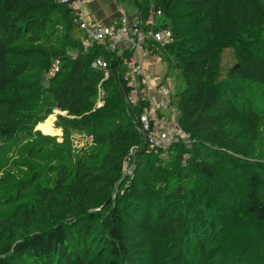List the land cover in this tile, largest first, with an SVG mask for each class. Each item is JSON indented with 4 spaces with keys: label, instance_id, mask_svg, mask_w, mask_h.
<instances>
[{
    "label": "trees",
    "instance_id": "16d2710c",
    "mask_svg": "<svg viewBox=\"0 0 264 264\" xmlns=\"http://www.w3.org/2000/svg\"><path fill=\"white\" fill-rule=\"evenodd\" d=\"M135 3L147 30L168 27L173 33L172 43L164 48L148 42L150 49L167 64L166 75L176 70L184 78V86L173 94L172 103L178 109L179 124L195 140L188 166L207 185L213 184L216 192L212 193L220 200L211 201L219 202L223 211H240L246 220L264 222V163L244 162L242 158L247 156L248 148L241 149L245 131L251 134L250 139L256 140L264 122V107H259L264 98V52L257 47L258 38L253 36L264 26V3L261 0H135ZM151 15H161L160 26L147 24ZM53 22L66 30L62 37L65 41L57 44L59 48L54 51L62 61L61 70L48 88L20 87L19 79L27 68L44 65L45 74L52 61L51 55L40 54L35 48L20 49L21 41L42 32ZM83 38L80 23L67 4L57 0H0V139L10 143L9 148L0 144V163H4L5 169L0 172V206L5 202L18 203L17 214L11 215L16 219L22 213L26 218L35 216V207L40 202L54 204L57 200L66 206L72 199L73 203L77 199L84 202L83 207H74L71 214L56 210L53 214L59 215L60 221L5 246L0 264H84L83 248L97 241L109 248L111 259L106 264L218 263L208 250V243L212 242L210 231L206 227L201 230V223L217 218L223 223L227 213L220 218L218 213L210 212L208 199L203 201L201 197L202 181L189 188L190 176L182 175L181 170H175L179 172L176 197H184L187 191L190 196L184 205L186 211L180 214H177L179 206L172 208L171 194L158 192L153 196L145 190L139 193L130 210L111 206V199L99 202L104 209L102 213L90 210L85 203L101 187L95 172L113 174L116 180L122 176L129 150L141 144L128 131L132 128L138 132L136 117L144 106L132 108L127 100L130 88L124 79L127 72L124 57L129 58L132 53L126 52L122 57L104 46L84 51ZM226 49H234L239 62L223 80ZM72 53L78 54L77 58ZM100 57L108 63L107 78L103 70L92 66ZM41 78L45 80V75ZM100 83L104 105L96 107ZM16 86L32 94L12 92L10 88ZM242 86L251 97L240 104L238 89ZM255 100L258 103L254 105ZM40 108L43 114H37ZM55 109L64 112L56 120L63 130L62 142L35 130ZM235 126L242 127L243 132L233 133ZM86 131L99 147L79 157L72 154V138L74 133ZM180 147L173 148L172 161ZM204 156L212 164L199 159ZM136 157L137 168L144 166L149 173L161 174L155 170L164 163L159 157L143 149L137 151ZM150 160L152 163L146 164ZM229 163L236 171L248 167V173L242 174L245 182L228 176ZM9 167L16 168L17 177L6 172ZM89 170L94 171L88 173ZM219 180L229 185L241 184V193L231 197L229 187L217 186ZM135 181L126 194L138 193L135 185L140 180ZM32 193L36 195L29 197ZM4 218L0 214V220ZM251 229L245 228L238 252L231 255V262L223 264H246L251 255L257 257L264 252V229Z\"/></svg>",
    "mask_w": 264,
    "mask_h": 264
},
{
    "label": "rangeland",
    "instance_id": "374dc122",
    "mask_svg": "<svg viewBox=\"0 0 264 264\" xmlns=\"http://www.w3.org/2000/svg\"><path fill=\"white\" fill-rule=\"evenodd\" d=\"M135 4V0H133ZM262 3H264V0H261ZM155 25L160 26L162 20L161 15L153 16ZM58 20H61L59 18ZM66 34V30L64 27H60V25L55 24L54 22L50 25H48L42 32L37 33L33 36L28 37V40L21 41V47L20 49H29V48H35L40 52V54H49L51 55V59L58 58V55L54 54L55 49L59 48V45L62 44L65 40L62 39ZM254 38H258L257 47L260 49V51L264 52V26L262 27V30H260V33H254ZM29 43H26L28 42ZM64 50V49H62ZM61 50V51H62ZM54 54V55H53ZM60 59V58H59ZM238 59L236 57V54L234 52V49H226L224 56H223V73H224V79L229 77V71L234 68L236 65H238ZM165 63V62H164ZM165 64L161 63L156 66V74H160L162 70H166L164 68ZM150 71L151 67L149 68ZM44 65L43 66H37V67H30L26 69L25 75L19 79V82L22 86H30L33 85L34 87L40 89L48 88L51 83L47 82L46 80H43L41 78V75H45L43 73ZM165 71V73H166ZM167 76V81L170 82L171 86L174 88L173 90L175 92H180L184 86V78L178 73V71L174 70L171 71ZM44 78V76H43ZM19 86L11 87L10 90L16 94H23V95H30L32 94L31 91L28 90H22ZM239 96H240V104L243 103L244 99H248L251 97L248 92L247 88L245 86H242L240 89H238ZM255 90H253L254 92ZM264 100V98H263ZM260 103V108H263L264 101ZM258 101L255 100L253 104H257ZM44 110L43 108H40L37 114H43ZM61 114L60 110L55 109L53 113L50 116H54L53 120V129L59 130V134H46L42 130L38 129L36 127L35 130L41 131L45 135H49L52 137H56L59 142L63 141V130L62 128H59L56 125V120L58 115ZM50 116H48L43 122H45ZM262 125V126H261ZM261 132L259 134V137L254 140L250 139L251 134L245 131L244 136L241 138V149L244 150L245 148H248L247 156L245 155L242 160L244 162H247L249 165L251 163H258L262 161L264 163V122L261 124ZM243 132L242 127L235 126L233 128V133H241ZM129 134H132V137L135 138L137 141H139L142 144V137L139 132L138 135L135 133L132 128L128 131ZM1 146H6L9 148V141L5 138L0 139ZM140 144V145H141ZM99 145H97L94 142V138L92 135L88 134V131L86 132H77L74 133V137L72 138V154H76L79 157L85 156L84 152H88L94 149L96 151V148H98ZM130 151V150H129ZM231 154V151L228 152ZM194 155L193 153V145L191 148H187L186 146L182 145L180 147L179 152H176V155L172 161L171 155L169 161L166 163L162 162L163 165H161V168H155V170H158V172H161V174H156L155 172L149 173L147 170L144 169V166H138L137 168V161L138 158L135 156L132 160L128 161L126 170H122V176L116 180V176L113 174H107L106 172H95V176L99 180H101V187L97 189V191L87 199L85 202L90 206V210L97 211V212H104V209L101 207L102 200H110L112 201L111 206H117L119 205L121 208H125L127 210H130L131 207L137 203L136 198L139 197V193H142L143 190H145L147 193H151L153 196H157L158 192H162L163 194H171V198L174 203H172V208H176L179 210L177 214H180L181 212L186 211V207L184 205L187 204L188 197L190 196L189 191H187V194L184 195V197H176V187L179 184L178 171L175 170H181L182 175L190 176V184L189 188L194 186L198 183V181H202L201 183L203 185V189L201 190V197L204 201L205 199H208L207 205L210 212H216L219 214L220 218L226 216L227 213V219H223L224 222L220 221V219L217 218L216 221L211 222L210 220H207L205 222H202L203 224L201 226V230H206L203 227L208 228L210 231V236L212 238V242L208 243L210 244L208 247V250L211 252V256L214 260H216V264H223L224 262H231V255H235L236 252H238V242L240 237L242 236L245 228H252L251 230H257V229H264V222L262 223H255L253 221L246 220L243 216L240 215V211H234L230 213L229 211H223L222 207H220L219 202L214 203L213 200L215 198V201H219L220 198H216L217 195L212 193V190L215 191V188L213 184H208L203 180L202 176L196 172L194 169L188 166L190 158ZM72 156V155H71ZM87 156V155H86ZM129 156V155H128ZM128 156L124 159L123 166L125 165V162L128 158ZM11 157V155H10ZM70 158L71 157H67ZM14 159V158H13ZM13 159H10V162L13 161ZM200 160H204L210 164H212V161H210V158H204L200 157ZM9 160V159H8ZM175 160V161H174ZM172 161V163H171ZM149 162V164L152 163V160L146 161V164ZM173 162H175L173 164ZM4 163H0V172H5V169L2 168V165ZM173 164V165H172ZM230 166H228V176H233V179H237L238 182L244 181L245 177L242 178V174L249 171L248 167H244L242 170H233L232 163H229ZM246 164V163H245ZM151 166V165H150ZM133 169L131 173L128 171ZM94 170L87 171L88 173H91ZM6 172H10L11 174H14V176H18L16 168L15 167H9L6 169ZM93 173V172H92ZM186 173V174H185ZM225 173V172H224ZM227 174V173H226ZM135 178H139V183L135 185V187L138 189V193L133 194H126L127 190L130 189L132 182L135 181ZM200 179V180H199ZM136 182V181H135ZM134 182V184H135ZM243 182V183H244ZM221 185L224 188L229 187L231 197L233 195H239L242 191L241 184L234 183V184H227L222 183L221 180L217 182V186ZM154 187L153 190L152 187ZM2 188V187H0ZM104 188H106L104 190ZM36 195L35 193L30 194L29 197ZM209 195V196H208ZM28 197V198H29ZM211 198V199H210ZM234 200V199H233ZM3 202V200H1ZM232 200L229 201V203ZM76 203H73V199L70 205L66 206L64 203H61L57 200H54V204H49L46 202H40L35 207V210H37V213L35 216H31L29 218H26V214L22 213L20 214L16 219L13 218L11 215L17 214L18 208H15L18 203L14 205H10L9 203L5 202L2 203V206H0V214H2V217H5L4 220H0V255L4 256V247L7 245H14L18 241L21 240L22 237H24L28 233H33L37 231L44 230L51 225L54 224L56 221H60L59 215L56 214V210H61V213H67L71 214L76 208H80L84 206V202L80 201V199H77L75 201ZM24 204V203H23ZM14 206V208L12 207ZM87 206V207H88ZM181 206V207H180ZM25 208V204H24ZM108 211V210H107ZM23 212V211H22ZM54 213V214H53ZM224 215V216H223ZM64 216V215H63ZM68 216V215H67ZM63 218V217H62ZM69 219V218H68ZM70 220V219H69ZM249 226V227H248ZM89 244V243H87ZM85 248H83L82 252V258L85 259L84 264H106L110 261L111 255L109 254V248L104 246V243H101L100 241H97L94 245H86ZM82 251V249H81ZM246 264H264V252H262L259 256L253 257L252 255L248 258V261Z\"/></svg>",
    "mask_w": 264,
    "mask_h": 264
},
{
    "label": "built area",
    "instance_id": "2783aa9c",
    "mask_svg": "<svg viewBox=\"0 0 264 264\" xmlns=\"http://www.w3.org/2000/svg\"><path fill=\"white\" fill-rule=\"evenodd\" d=\"M89 1L57 0L58 3L69 5L74 16H76V21L80 23L84 35L82 39L84 51L93 46H104L108 51L118 56L124 57L126 52L132 53L129 58L124 57L127 67L124 79L130 88L127 100L132 108H138L140 105L144 106L135 122L136 129L141 134L143 142L141 145L133 146L130 149L123 170H126L128 161L135 158L137 151L140 149H143L147 154L159 157L162 162H166L170 159L173 148L177 145L191 148L195 140L192 134L179 124L178 109L172 103V97L175 93L174 86L172 87L167 80L158 83L157 92L159 96L154 99L149 91V82L145 75L143 61L137 58L139 50L153 52L149 46L150 41L162 48L171 44L173 39L172 30L168 27L147 30L141 19L131 23L126 16L111 26L98 20H89L86 18L84 11ZM146 22L153 25L155 23L153 15ZM148 40L150 41L148 42ZM155 54L159 55V53ZM77 56L78 54L72 53L73 58H77ZM92 66L97 70H103L106 78L109 76L108 63L104 58H97ZM61 68V59H53L45 73V80L50 82ZM101 84L98 88L96 107L104 105V90ZM61 114H64V112H61ZM132 171L133 169L128 172L131 173Z\"/></svg>",
    "mask_w": 264,
    "mask_h": 264
},
{
    "label": "crops",
    "instance_id": "0c3cea01",
    "mask_svg": "<svg viewBox=\"0 0 264 264\" xmlns=\"http://www.w3.org/2000/svg\"><path fill=\"white\" fill-rule=\"evenodd\" d=\"M84 11L87 19L98 20L108 26L118 23L124 16L128 17L131 23L140 20L139 9L133 0H90ZM137 58L143 61L150 94L154 99H157L159 96L157 85L163 80H167V77L166 70L156 74V66L163 63L165 64L164 68L167 69V64L158 54L153 52L139 50ZM150 67L152 71H150Z\"/></svg>",
    "mask_w": 264,
    "mask_h": 264
},
{
    "label": "bare ground",
    "instance_id": "6f19581e",
    "mask_svg": "<svg viewBox=\"0 0 264 264\" xmlns=\"http://www.w3.org/2000/svg\"><path fill=\"white\" fill-rule=\"evenodd\" d=\"M53 120H54V116H50L45 122L38 124L37 128L42 130L46 134H50V133L59 134L60 133L59 130L53 129V124H52Z\"/></svg>",
    "mask_w": 264,
    "mask_h": 264
}]
</instances>
